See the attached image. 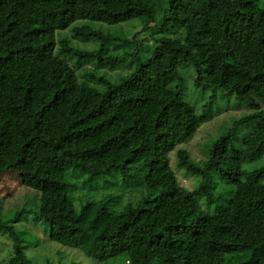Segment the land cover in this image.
I'll return each instance as SVG.
<instances>
[{
	"label": "trees",
	"instance_id": "1",
	"mask_svg": "<svg viewBox=\"0 0 264 264\" xmlns=\"http://www.w3.org/2000/svg\"><path fill=\"white\" fill-rule=\"evenodd\" d=\"M0 86V176L36 142L62 163L33 218L82 251L69 264H264V165L245 168L264 155V0H0ZM235 107L198 163L184 145ZM213 173L234 190L205 213ZM112 177L142 191L84 192ZM0 229L39 263L26 232Z\"/></svg>",
	"mask_w": 264,
	"mask_h": 264
},
{
	"label": "rangeland",
	"instance_id": "2",
	"mask_svg": "<svg viewBox=\"0 0 264 264\" xmlns=\"http://www.w3.org/2000/svg\"><path fill=\"white\" fill-rule=\"evenodd\" d=\"M169 32L175 35V30H169ZM176 35H179L177 31ZM188 81L190 82L189 79ZM192 86L187 85L185 91L186 99L191 102L194 100L192 95L196 97L199 95L194 91H201V89H194ZM1 89L0 86V91ZM200 98L202 99V97ZM198 101H200L199 98ZM233 105L235 106V103ZM245 110L246 107H240L238 110L235 107V110L228 109L215 116L212 119V131L208 132L207 137L204 138L203 132H200L197 135L198 137L186 143L184 147L188 148L195 155L197 162L201 164L203 155L197 149L199 139L202 138V140L207 141L211 137L215 138L222 132V128L217 124L218 120L230 113L243 114ZM207 125H205L204 132L208 129ZM174 157L173 154L172 160H174ZM262 165H264V155L257 161L246 164L245 168L252 169ZM173 168L181 176L179 181L182 186L195 189L203 183L201 176L179 168L175 162ZM64 174L65 170L62 163L53 157L49 147L41 142H36L27 150L22 163L16 169L0 176V216L5 220H11L17 229L23 230L29 235L30 239L28 238L27 241L31 244L28 246V243H26L24 251L27 256L38 259V264H44L43 262L47 258L51 259L50 263L52 264H69L79 261L84 262L85 260V256L79 249L65 247L56 241L50 240L48 226L41 221H35L33 218V211L39 199L38 192L44 188H62V183H65L62 180ZM213 174L211 185L215 188L214 193L220 194V198L213 203H208L205 196H199L200 205L205 213H214L217 208L227 204V199L231 198L234 190V187L223 182L217 173ZM107 180L108 182L101 181L102 183L97 186L85 188L84 192L88 193L87 195L92 199H99L106 192L115 193L119 190L124 192L126 189L124 185H127L131 191H142L143 186L134 183L135 178L112 177ZM127 181H130V183H127ZM13 243L10 234L0 229V264H24L22 260L16 257ZM57 252L59 253L57 254Z\"/></svg>",
	"mask_w": 264,
	"mask_h": 264
}]
</instances>
